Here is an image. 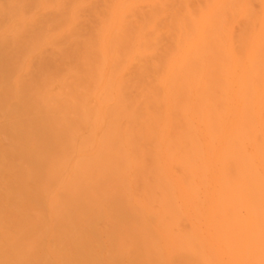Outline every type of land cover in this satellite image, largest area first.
<instances>
[{
  "label": "bare ground",
  "instance_id": "6f19581e",
  "mask_svg": "<svg viewBox=\"0 0 264 264\" xmlns=\"http://www.w3.org/2000/svg\"><path fill=\"white\" fill-rule=\"evenodd\" d=\"M0 264H264V0H0Z\"/></svg>",
  "mask_w": 264,
  "mask_h": 264
}]
</instances>
